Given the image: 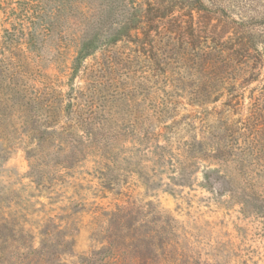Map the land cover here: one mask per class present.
<instances>
[{"label": "trees", "instance_id": "obj_1", "mask_svg": "<svg viewBox=\"0 0 264 264\" xmlns=\"http://www.w3.org/2000/svg\"><path fill=\"white\" fill-rule=\"evenodd\" d=\"M166 2L0 0L11 20L0 31V141L30 167L29 184L0 180V264H232L234 243L201 262L186 226L147 199L209 169L241 193L246 218L264 217V85L241 112L264 63L256 25L191 3L199 24L190 6L189 20L161 29L186 5ZM99 50L104 69L133 51L152 87H56L49 71L86 70ZM83 228L92 244L77 252Z\"/></svg>", "mask_w": 264, "mask_h": 264}, {"label": "rangeland", "instance_id": "obj_2", "mask_svg": "<svg viewBox=\"0 0 264 264\" xmlns=\"http://www.w3.org/2000/svg\"><path fill=\"white\" fill-rule=\"evenodd\" d=\"M138 1L143 9H148L151 4L161 7L169 0ZM183 3L186 5H172L174 10L161 22V29L164 28L167 19H172V17L182 21L189 20L188 16L181 17V15L190 10L188 7L192 6L191 3L193 5L195 3L202 4L213 11L226 10L233 19L253 22L259 37H261L259 48L264 50V0H186ZM2 7L0 9V31L5 27H10L9 21H11L3 12L5 8H8V5L3 3ZM179 7H184V10H180ZM192 8L194 9L192 11L193 21L199 24L204 13L198 11L194 6ZM123 42L118 45H122ZM127 53L131 58L121 60L120 66L117 68L111 66L110 63L106 64L105 69L101 68L99 64L104 62V52L99 50L84 62L86 70L72 71L67 68H58V70L54 69L49 73L60 81L56 82V87H63L65 91L70 87H118L120 92L123 89L127 90V87H152L150 83L145 86L140 84L148 73L144 62H138L134 58L133 51L128 50ZM109 67H112V70ZM91 74L94 79L95 76L101 77L96 78L97 81L92 84L89 80ZM118 78L120 81H117ZM257 79L248 85L245 91V106L241 111L244 114H247V108L250 106L251 90L264 85V63L258 68ZM1 143L0 141V180L4 179V186H7L9 182L24 177L30 167L24 151L8 149L6 144L2 145ZM204 172L199 174V181L194 182L192 188L171 185L175 187L173 194L160 190L155 193L156 196L148 195L147 199L156 197L155 200L165 213L174 216L186 226L191 241L189 249L197 254L198 260L201 262L204 263L208 255H215L217 249L214 247L225 246L230 241L235 244L232 264H241L244 261L247 264H264V217L248 213V218H246L241 213V193L235 192V196H233L228 183L221 180L215 170L209 169ZM23 183L29 184V179L24 177ZM136 192L143 194L142 189H137ZM108 200L110 199L104 200V202ZM88 219L89 216H86L85 222ZM91 244L89 232L83 228L77 237L76 251H87Z\"/></svg>", "mask_w": 264, "mask_h": 264}]
</instances>
